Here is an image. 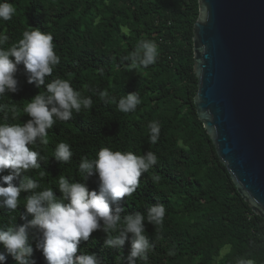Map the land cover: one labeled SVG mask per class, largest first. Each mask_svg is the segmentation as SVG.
I'll use <instances>...</instances> for the list:
<instances>
[{"label": "trees", "instance_id": "16d2710c", "mask_svg": "<svg viewBox=\"0 0 264 264\" xmlns=\"http://www.w3.org/2000/svg\"><path fill=\"white\" fill-rule=\"evenodd\" d=\"M8 2L15 12L10 20H0V33L8 37L0 46L7 49L17 44L29 27L50 32L60 62L52 75L45 77L46 83L56 77L67 79L74 90L93 100L90 109L54 124L49 143L34 149L40 152L41 169H30L26 174L44 187L54 188L59 197L62 194L56 187L61 174L70 181H82L78 170L81 156L92 158L101 147L137 155L150 150L157 163L142 173L137 191L120 202L125 213H143L156 203L166 209L161 225L145 222L151 247L147 262L138 259L137 264H237L239 258L264 264V219L239 194L194 104L198 79L193 31L199 17L198 0ZM141 39L156 44L157 59L147 67L132 68L122 58L130 55ZM16 79L18 91L0 96V104L16 111L0 113V122L31 119L23 109L45 90L27 82L23 65ZM102 91L108 96L101 98ZM135 92L140 98L136 110L120 112L116 102ZM152 121L161 129L155 144L149 142L148 135L147 126ZM59 142L69 144L73 152L70 161L62 165L52 157ZM42 171L46 173L43 177L39 175ZM87 186L90 191L98 190L97 178L90 177ZM27 195L21 193L19 199ZM22 204L18 206L22 211L11 215L12 224L26 222ZM105 237L101 231L93 232L88 241H81L76 255L87 250L97 254L103 264H124L131 250V235L120 250L105 247ZM36 238V234L30 237L33 259L36 264H47L42 252L35 250ZM225 245H230L229 251L222 256ZM5 264L17 262L6 254Z\"/></svg>", "mask_w": 264, "mask_h": 264}, {"label": "clouds", "instance_id": "9594fccd", "mask_svg": "<svg viewBox=\"0 0 264 264\" xmlns=\"http://www.w3.org/2000/svg\"><path fill=\"white\" fill-rule=\"evenodd\" d=\"M14 5L0 0V20H10ZM25 30L17 44L5 49L0 46V96L18 91L16 74L23 65L27 82L44 91L27 102L23 111L31 119L24 123L0 122V264H5L6 254L17 264H36L33 259V243L30 237L36 234L35 250L41 251L47 264H103L95 253L82 250L76 255L81 241H88L95 231L106 234L104 246L120 250L131 235V250L124 264H137L138 259L147 262L151 247L146 235L145 222L155 227L163 223L165 206L151 204L146 212L125 213L120 202L135 193L141 184L142 173H147L157 163L152 151L137 155L132 151L112 150L101 147L94 157L81 156L78 170L82 181H70L60 175L56 189L62 194L57 197L52 187H44L36 178L26 173L30 169H41L40 152L34 149L49 143V130L57 121H70L73 114L90 109L93 100L74 90L67 79L56 77L50 82L53 67L60 62L55 52L53 35L38 28ZM8 40L0 33V45ZM157 46L151 40L141 39L130 55L123 57L130 67H147L156 62ZM14 58V59H13ZM101 98L107 91L99 93ZM140 103L138 92L122 96L116 102L122 113L134 112ZM15 113V107L0 104V113ZM149 142L155 144L160 135L157 121L148 124ZM29 145L32 148H29ZM73 156L71 147L65 142L55 146L52 157L57 162L67 163ZM45 171L39 173L41 177ZM96 177L98 190H89L87 181ZM157 177H153L156 179ZM14 181H18L14 183ZM6 185V186H4ZM21 193H28L19 199ZM23 201L26 222L12 224V216L19 213ZM31 219H28V216ZM16 220V219H15ZM230 245H225L221 255ZM237 264H255L252 259L239 258Z\"/></svg>", "mask_w": 264, "mask_h": 264}, {"label": "water", "instance_id": "95a60500", "mask_svg": "<svg viewBox=\"0 0 264 264\" xmlns=\"http://www.w3.org/2000/svg\"><path fill=\"white\" fill-rule=\"evenodd\" d=\"M194 98L239 194L264 219V0H198Z\"/></svg>", "mask_w": 264, "mask_h": 264}, {"label": "rangeland", "instance_id": "374dc122", "mask_svg": "<svg viewBox=\"0 0 264 264\" xmlns=\"http://www.w3.org/2000/svg\"><path fill=\"white\" fill-rule=\"evenodd\" d=\"M228 251H229V248L225 249L224 254L222 256H224Z\"/></svg>", "mask_w": 264, "mask_h": 264}]
</instances>
